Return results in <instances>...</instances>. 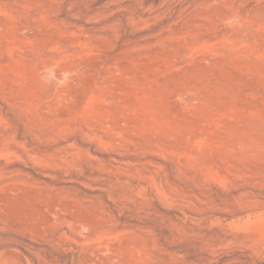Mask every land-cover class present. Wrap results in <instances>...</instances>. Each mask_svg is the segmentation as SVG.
<instances>
[{
    "label": "rangeland",
    "instance_id": "374dc122",
    "mask_svg": "<svg viewBox=\"0 0 264 264\" xmlns=\"http://www.w3.org/2000/svg\"><path fill=\"white\" fill-rule=\"evenodd\" d=\"M0 264H264V0H0Z\"/></svg>",
    "mask_w": 264,
    "mask_h": 264
}]
</instances>
